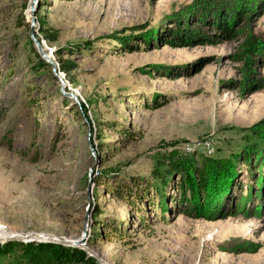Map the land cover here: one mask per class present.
Wrapping results in <instances>:
<instances>
[{
	"label": "rangeland",
	"instance_id": "374dc122",
	"mask_svg": "<svg viewBox=\"0 0 264 264\" xmlns=\"http://www.w3.org/2000/svg\"><path fill=\"white\" fill-rule=\"evenodd\" d=\"M225 17L230 34L216 26ZM171 30L190 32L188 46H158ZM32 32L57 69L70 61L68 77L38 66ZM68 46L75 54L59 55ZM262 127L264 0H0V226L11 236L80 240L86 227L109 264H264V149L200 218L176 175L170 211L154 189L140 212L118 196L155 188L160 163L241 153Z\"/></svg>",
	"mask_w": 264,
	"mask_h": 264
},
{
	"label": "trees",
	"instance_id": "16d2710c",
	"mask_svg": "<svg viewBox=\"0 0 264 264\" xmlns=\"http://www.w3.org/2000/svg\"><path fill=\"white\" fill-rule=\"evenodd\" d=\"M223 23H219L216 26L219 27L226 33H231L230 27L226 17ZM40 25L45 27L46 21L43 17L39 18ZM182 29V27H180ZM45 40L48 43H53L58 40V32L51 30H42ZM190 32H173L169 31L168 35L161 37L156 36V40L159 42L158 46H188L186 40L191 36ZM223 36V35H222ZM38 41L41 43V37H37ZM30 46L34 50L36 58H38V66L43 69L51 70V65L43 59L32 40H30ZM63 51H67L68 54L74 55L77 51V48L68 46L63 48L59 55ZM136 51V50H134ZM73 65L70 61H64L60 58V64L58 67V72H63L68 77L71 74ZM126 136H132L131 133L127 131H122ZM248 138V143L245 148L242 149L241 153H236L231 155L229 158H225L222 161H217L211 163V161H204V163L198 167H193L194 164L192 160L187 161H174L171 162L170 166L167 167L163 164H159L153 174L152 178L155 180V188L150 184V187H147V190L144 195H140V192L133 193L130 190L127 194H120L121 199L127 200L137 211L140 212V207L145 205V198L150 195V189H154L156 195H159L163 198L162 209L163 212L170 211L169 206L165 201L164 189L168 185L169 180L175 175L181 177L186 181V184L190 187L191 200L196 201V208L193 206L196 217H202L201 209H204V206L207 205L209 200L216 201L218 192L223 195L229 192L230 188L233 186L235 180L237 179V164L242 160L243 162L250 163L253 158L254 151L264 149V127L258 132L250 135ZM264 157V156H263ZM193 164V165H192ZM251 164V163H250ZM104 185V184H103ZM186 193V191H184ZM261 198L263 197L262 191L260 190ZM227 194H225L226 196ZM131 196H133L131 198ZM133 198H137L136 201H133ZM150 205V204H149ZM193 209L191 211H193ZM185 211H181L180 214H183ZM187 213V211H186ZM189 214V213H187ZM100 212H95V220L99 218ZM99 225V224H97ZM100 264L95 258L90 257L87 253L73 248L67 247L59 244L49 243V242H6L4 244L0 243V264Z\"/></svg>",
	"mask_w": 264,
	"mask_h": 264
},
{
	"label": "water",
	"instance_id": "95a60500",
	"mask_svg": "<svg viewBox=\"0 0 264 264\" xmlns=\"http://www.w3.org/2000/svg\"><path fill=\"white\" fill-rule=\"evenodd\" d=\"M32 40L35 43L39 54L44 57V59L51 65H53L54 73L55 76L59 77L62 79L61 76L58 75V70L55 67V64L51 61L49 56L45 54L44 49L41 45V43L38 41V39L35 37V34L32 32ZM70 96L78 101V97L75 94H70ZM78 103H80L78 101ZM86 237H87V228L85 227L83 237L80 240H72V239H61L58 237H52L49 235H42V237H37L35 235L31 234H25V235H15L6 239H0V243H6V242H11V241H16V242H49V243H54V244H59L67 247H73L76 249H79L85 253H87L89 256L94 257L100 264H109L106 262L95 250L90 248L89 246L86 245Z\"/></svg>",
	"mask_w": 264,
	"mask_h": 264
},
{
	"label": "bare ground",
	"instance_id": "6f19581e",
	"mask_svg": "<svg viewBox=\"0 0 264 264\" xmlns=\"http://www.w3.org/2000/svg\"><path fill=\"white\" fill-rule=\"evenodd\" d=\"M49 58L51 59V56H49ZM12 236H15V235H12ZM12 236H11V233H9L8 228H6L4 226H0V239H6V238H9V237H12Z\"/></svg>",
	"mask_w": 264,
	"mask_h": 264
}]
</instances>
